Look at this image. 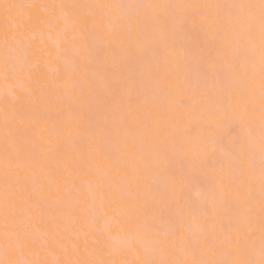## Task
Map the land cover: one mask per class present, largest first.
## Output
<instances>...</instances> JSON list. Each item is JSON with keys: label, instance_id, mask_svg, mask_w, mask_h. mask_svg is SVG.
Wrapping results in <instances>:
<instances>
[{"label": "snow or ice", "instance_id": "obj_1", "mask_svg": "<svg viewBox=\"0 0 264 264\" xmlns=\"http://www.w3.org/2000/svg\"><path fill=\"white\" fill-rule=\"evenodd\" d=\"M0 264H264V0H0Z\"/></svg>", "mask_w": 264, "mask_h": 264}]
</instances>
